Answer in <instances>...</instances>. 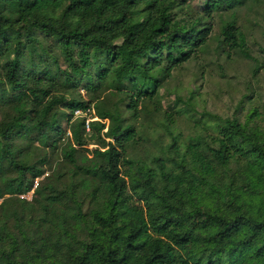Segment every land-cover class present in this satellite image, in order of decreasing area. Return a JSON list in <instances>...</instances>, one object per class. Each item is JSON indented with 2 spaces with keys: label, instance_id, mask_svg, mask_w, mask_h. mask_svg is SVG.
<instances>
[{
  "label": "trees",
  "instance_id": "trees-1",
  "mask_svg": "<svg viewBox=\"0 0 264 264\" xmlns=\"http://www.w3.org/2000/svg\"><path fill=\"white\" fill-rule=\"evenodd\" d=\"M242 1L206 0L203 14L179 19L188 0H0V264H264L257 108L245 122L201 112L207 135L173 141L148 162L126 156L139 140L134 122L207 44V18ZM222 33L251 58L234 21ZM81 88L123 97L98 120L72 122L92 107L68 99ZM62 117L71 123L68 183L42 182L33 201L16 196L43 175L48 156L35 160L32 146L55 149ZM92 143V155L83 152Z\"/></svg>",
  "mask_w": 264,
  "mask_h": 264
},
{
  "label": "rangeland",
  "instance_id": "rangeland-1",
  "mask_svg": "<svg viewBox=\"0 0 264 264\" xmlns=\"http://www.w3.org/2000/svg\"><path fill=\"white\" fill-rule=\"evenodd\" d=\"M205 1L188 0L185 10L178 16L179 19H191L203 14ZM120 11L132 12L126 6H122ZM229 20L234 21L244 33L251 58L238 49L221 43L224 39L222 27ZM207 21L213 27L207 44L190 60L172 71L160 87L154 103L148 105L146 118L142 115L140 119L133 121L139 131V140L128 148L127 157L137 155L148 162L153 155H164L168 152L173 141L183 146L198 136L207 135L210 132L208 124L198 121L204 111L223 117L237 116L245 122L249 113L257 108L262 114L257 123L264 128V0H243L242 3H237L235 9L215 12ZM15 47L14 43L7 46L9 50ZM61 66L66 67L64 62H61ZM73 97L92 101V107L87 111L75 112L72 122L84 116L90 121L98 120L95 117L97 111L112 107L114 103L121 101L123 95L113 88H107L95 96L81 88L68 95V99ZM143 101H139V111L143 108ZM59 109L61 112L70 113L64 104ZM1 118L0 113V120ZM101 121L109 125L107 120ZM143 122L146 124L141 125ZM60 125L65 134L62 138L55 135V149H44L39 140H35L32 146L34 159L40 160L44 155L48 156L42 167L43 175L35 180L32 190L16 196L33 201L35 189L42 182H52L57 188L68 183L69 167L65 152L68 149V137H71V123L62 117ZM95 147L96 144H89V151L83 148V152L92 155L90 150ZM47 177L50 179H46ZM2 201L0 199V203ZM10 226L15 228V222L12 221Z\"/></svg>",
  "mask_w": 264,
  "mask_h": 264
},
{
  "label": "built area",
  "instance_id": "built-area-1",
  "mask_svg": "<svg viewBox=\"0 0 264 264\" xmlns=\"http://www.w3.org/2000/svg\"><path fill=\"white\" fill-rule=\"evenodd\" d=\"M82 110H76V112H81ZM87 123H89V120H88V122ZM88 125V124H87Z\"/></svg>",
  "mask_w": 264,
  "mask_h": 264
}]
</instances>
